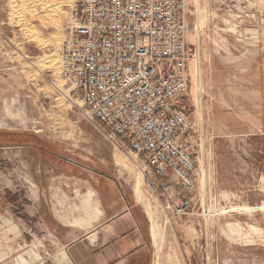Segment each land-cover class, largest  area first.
<instances>
[{
  "label": "rangeland",
  "instance_id": "obj_1",
  "mask_svg": "<svg viewBox=\"0 0 264 264\" xmlns=\"http://www.w3.org/2000/svg\"><path fill=\"white\" fill-rule=\"evenodd\" d=\"M71 1L0 0V264H70L29 214L36 191L29 181L89 174L69 169L63 156L116 177L146 208L153 264H264V0H199V42L196 0H189L190 114L201 165L204 136L207 204L202 171L183 215L166 209L137 158L59 90ZM19 137H31L52 157H37Z\"/></svg>",
  "mask_w": 264,
  "mask_h": 264
},
{
  "label": "built area",
  "instance_id": "obj_2",
  "mask_svg": "<svg viewBox=\"0 0 264 264\" xmlns=\"http://www.w3.org/2000/svg\"><path fill=\"white\" fill-rule=\"evenodd\" d=\"M189 0H72L59 47V90L133 154L170 212L202 180L190 114Z\"/></svg>",
  "mask_w": 264,
  "mask_h": 264
},
{
  "label": "crops",
  "instance_id": "obj_3",
  "mask_svg": "<svg viewBox=\"0 0 264 264\" xmlns=\"http://www.w3.org/2000/svg\"><path fill=\"white\" fill-rule=\"evenodd\" d=\"M48 151L36 147L33 153L50 159ZM64 159L69 169L89 174L52 175L50 181L42 180L45 184L29 181L36 186L29 214L46 225L62 255L70 264H153L155 244L146 208L116 177Z\"/></svg>",
  "mask_w": 264,
  "mask_h": 264
},
{
  "label": "water",
  "instance_id": "obj_4",
  "mask_svg": "<svg viewBox=\"0 0 264 264\" xmlns=\"http://www.w3.org/2000/svg\"><path fill=\"white\" fill-rule=\"evenodd\" d=\"M198 1L196 0V8H197V13L199 11L198 7ZM200 21H199V13L197 14V37H198V42L200 41ZM199 71H198V76H199V88L202 90V70H201V56L199 54ZM204 136L202 135V171H203V188L205 189V203L207 204V174H206V165L204 161ZM64 158H68L66 156H63ZM205 211L207 212L208 209L205 208Z\"/></svg>",
  "mask_w": 264,
  "mask_h": 264
},
{
  "label": "trees",
  "instance_id": "obj_5",
  "mask_svg": "<svg viewBox=\"0 0 264 264\" xmlns=\"http://www.w3.org/2000/svg\"><path fill=\"white\" fill-rule=\"evenodd\" d=\"M20 138L23 140V139H25V138H23V137H19V140H20ZM26 140V142L25 143H23V146H31L32 148L33 147H36V143H33V142H28V141H33L34 139H32L31 137L30 138H27V139H25Z\"/></svg>",
  "mask_w": 264,
  "mask_h": 264
},
{
  "label": "bare ground",
  "instance_id": "obj_6",
  "mask_svg": "<svg viewBox=\"0 0 264 264\" xmlns=\"http://www.w3.org/2000/svg\"><path fill=\"white\" fill-rule=\"evenodd\" d=\"M142 171V170H141Z\"/></svg>",
  "mask_w": 264,
  "mask_h": 264
}]
</instances>
